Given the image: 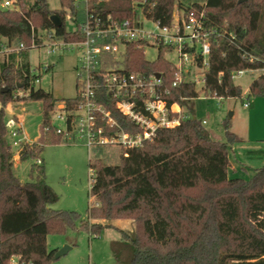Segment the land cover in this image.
Segmentation results:
<instances>
[{
	"label": "trees",
	"instance_id": "1",
	"mask_svg": "<svg viewBox=\"0 0 264 264\" xmlns=\"http://www.w3.org/2000/svg\"><path fill=\"white\" fill-rule=\"evenodd\" d=\"M3 0H0V3ZM87 0L74 7V0H61V9L52 11L46 0H16L18 11L0 9V264H51L57 250H48L47 235H64L68 230L83 229L93 236L112 227L116 219L129 220L133 228L128 233L117 229L122 241L130 246V264H264V165L253 171L248 179H223L220 185L209 183L208 161L204 162L203 185L147 187L143 183L105 187L99 185L103 170L123 169L125 156L132 163L136 157L151 161L154 151H172L185 133H190L197 145L217 148L227 166L229 146L239 142L222 122L225 142L213 140L195 120L193 102L200 93L216 99L240 100L249 105L257 98L264 99V76L259 74L244 94L231 76L236 71H264V0H206L192 4L190 0ZM75 27L90 14H99L103 20L135 19L138 12L156 22L159 27L170 26L177 10L184 17L201 20L208 32L210 53L208 65L202 71L204 83L198 91L193 82L176 80L174 64L163 59L169 50L160 47L156 60H144L143 51L129 44L124 60L127 73L158 74L169 103H177L188 118L179 126L157 130L156 136L141 147L126 150L118 146H97L91 149L88 168L92 172L89 195L95 205L88 207L84 219L72 211L51 208L58 196L45 181V170L34 163L30 167L32 180L21 183L12 170L13 153L8 143L5 108L12 102L30 100L41 103L42 122L38 139L24 144L19 150V161L39 160L47 144H70L55 132L50 114L55 105L65 103L72 111L77 99L56 100L50 92L36 89V76L29 64L30 45L42 44L40 34L47 32L52 39L72 42L81 34L64 27L66 12ZM79 8V10H78ZM57 16L62 25L54 28L50 18ZM23 46L18 52L8 48ZM194 52L195 48L189 50ZM198 69H203L200 58H195ZM51 67L48 69V71ZM22 96H19L20 93ZM99 103L115 119L118 128L104 131L114 134L121 129L137 134L139 128L112 109L114 99L105 90H99ZM118 151H111L112 149ZM110 157L113 165H107ZM111 163V164H112ZM110 174L101 176L105 184L112 182ZM147 181V180H145ZM139 184V185H137ZM105 220L107 224L94 221ZM15 260V261H13Z\"/></svg>",
	"mask_w": 264,
	"mask_h": 264
},
{
	"label": "built area",
	"instance_id": "2",
	"mask_svg": "<svg viewBox=\"0 0 264 264\" xmlns=\"http://www.w3.org/2000/svg\"><path fill=\"white\" fill-rule=\"evenodd\" d=\"M82 1L87 3V0ZM140 4H144V0ZM0 9L18 11L19 7L16 0H3ZM70 21L72 22L71 19ZM146 22L154 24L156 30L144 28ZM72 25V32H80V40L64 42L61 39H52L47 32L39 33L42 43L45 41L49 47L48 54L53 55L66 48L81 51V66L78 68L76 81L77 103L72 111H66L64 102L55 110L59 122V126H55L56 134L63 135L70 144L83 143L90 152L97 146H118L132 150L154 139L157 130L177 127L188 118L185 110L177 103L167 101L168 92L163 89L160 75L129 74L125 71L124 60L129 44L137 45L142 51L147 46H153L157 50L165 46L169 48L167 52H177L180 62L179 65H174L177 72L172 86L193 82L201 88L204 83L202 72L199 73L200 80H193L188 78L189 74H193L190 69H184L185 66L197 68L195 58L202 61L203 69L197 68L198 70L203 71L208 65L209 36L213 32L206 31L199 18L184 17L182 12L175 10L170 26L162 28L143 16L141 10L137 18L118 22L110 20L109 17L103 20L99 14L92 15L85 9L83 22L78 27L73 23ZM41 46L42 44L38 47ZM38 47L33 43L30 45L31 50ZM193 48L195 51L192 53L189 50ZM23 49V46L19 45L8 48L5 52H18ZM50 67H43L42 71L47 72ZM262 72L264 75V71ZM245 73L242 70L236 71L231 78L234 81ZM37 82L38 80L35 81ZM99 90L111 94L114 99L112 109L137 126L139 133L130 135L121 129L114 134L105 133L100 123L104 124L107 130H114L118 125L110 111L99 103ZM243 107L248 108L249 103L245 102ZM6 127L8 136L13 140V146L17 147L19 152L22 145L26 144L22 138V122L18 119L10 120ZM35 163L40 165V159Z\"/></svg>",
	"mask_w": 264,
	"mask_h": 264
},
{
	"label": "rangeland",
	"instance_id": "3",
	"mask_svg": "<svg viewBox=\"0 0 264 264\" xmlns=\"http://www.w3.org/2000/svg\"><path fill=\"white\" fill-rule=\"evenodd\" d=\"M206 0H190L192 4H204ZM48 7L52 11L61 9V0H46ZM83 2L82 0H74V7ZM79 10V8H78ZM66 12L64 27L67 31H74V26L69 19L70 12L64 8ZM144 28L156 30V26L151 22H146ZM159 33V31H158ZM43 41L42 46L29 51V64L32 68V75L37 77L38 82L35 83L36 89L50 92L56 100L73 99L77 95L76 84L78 78V68L80 64V50L65 49L48 54L49 47ZM144 60L152 62L158 57V50L153 46L144 48ZM163 59L174 65H179L178 54L176 51L165 52ZM51 66L52 68L43 72L42 68ZM185 70L190 69L193 74H189L190 79H201L199 73L202 70L197 68L184 67ZM259 74L263 72H246L242 76H238L234 80V84L239 85L242 90L247 88ZM195 78V79H194ZM251 85V84H250ZM249 85V86H250ZM200 90V86H196ZM23 95V93H20ZM61 106V102L57 103L52 110L51 121L54 126H59L57 120L56 109ZM193 114L196 122L209 133L210 137L215 141L225 142V131L222 122L228 120L229 130L234 133H241L244 126L243 103L240 100L232 99H216L205 96L200 93L199 98L193 102ZM232 112L235 116H232ZM5 123L10 120H20L22 122V138L26 144L35 142L39 137V128L41 126V103L20 100L12 102L4 111ZM204 122V123H203ZM8 143L13 153V167L15 176L19 181L28 183L32 180L30 176V167L35 163V159H27L20 162L18 157V148L13 146L11 136L8 137ZM111 151H118L112 149ZM160 150L154 151V156L148 162H144L145 157H136L131 163L127 158L123 169L103 170L99 174V185L110 186H126L128 183H143L147 187L154 184L159 186L161 182L162 162ZM92 152L88 151L83 143L79 144H47L39 159L43 163L45 170V181L49 187L58 196V201L51 205V208L58 211L75 212L79 218L84 219L88 207L95 205V201L89 195L91 170L88 168L89 160ZM110 157L107 165H113ZM112 163V164H111ZM110 174L113 177L112 182L105 184L101 181V176ZM147 180V181H145ZM161 184V183H160ZM139 185V184H137ZM96 224H107L105 220L94 221ZM112 227L103 229L99 235L93 236L85 230L76 229L68 230L64 235H47L48 250H59L69 246L71 249L64 257L52 261L51 264H130V246L122 241L117 229L130 232L133 223L129 220H119L110 222ZM131 227V228H130Z\"/></svg>",
	"mask_w": 264,
	"mask_h": 264
},
{
	"label": "crops",
	"instance_id": "4",
	"mask_svg": "<svg viewBox=\"0 0 264 264\" xmlns=\"http://www.w3.org/2000/svg\"><path fill=\"white\" fill-rule=\"evenodd\" d=\"M250 84L243 90L244 94ZM244 109L243 131L234 133L240 141L229 146L227 166L224 165L221 152L217 148L200 147L190 133H185L174 150L158 152L162 158L161 184L163 186L203 185L207 182L205 161H208L210 169L208 181L213 185H220L224 178L248 179L255 169L262 167L264 165V99L257 98ZM232 116H235L234 112ZM127 157L128 155L125 156Z\"/></svg>",
	"mask_w": 264,
	"mask_h": 264
},
{
	"label": "water",
	"instance_id": "5",
	"mask_svg": "<svg viewBox=\"0 0 264 264\" xmlns=\"http://www.w3.org/2000/svg\"><path fill=\"white\" fill-rule=\"evenodd\" d=\"M50 21H51V23H52V25H53L54 28H59V27L62 25L60 19H58L57 16H52V17L50 18ZM156 77H158V75H156ZM13 162H14V161L12 160V164H13ZM70 249H71V248H70L69 246H66V245H65V247H63V248L57 250V251L54 253V256H53V257H54V260H58V259L64 257L65 254H66Z\"/></svg>",
	"mask_w": 264,
	"mask_h": 264
}]
</instances>
